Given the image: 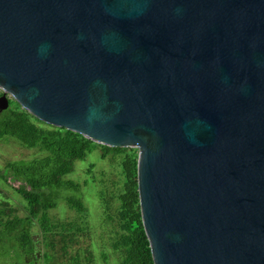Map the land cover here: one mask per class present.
Listing matches in <instances>:
<instances>
[{
  "label": "water",
  "instance_id": "95a60500",
  "mask_svg": "<svg viewBox=\"0 0 264 264\" xmlns=\"http://www.w3.org/2000/svg\"><path fill=\"white\" fill-rule=\"evenodd\" d=\"M0 89L138 149L154 264H264V0H0Z\"/></svg>",
  "mask_w": 264,
  "mask_h": 264
},
{
  "label": "trees",
  "instance_id": "16d2710c",
  "mask_svg": "<svg viewBox=\"0 0 264 264\" xmlns=\"http://www.w3.org/2000/svg\"><path fill=\"white\" fill-rule=\"evenodd\" d=\"M8 140L36 149L40 155L0 165V264H35V227L42 233L46 247L53 246L50 236L55 232L76 235L75 231L83 230L71 222L55 223L50 211L59 206L62 190L81 192V183L65 176L74 171L77 160L85 159L97 146L104 157L122 156L124 183L118 194L117 230L111 241L120 254V264H154L140 209L137 148L99 144L78 132L43 122L13 98L9 108L0 112V141ZM1 187L14 197H8ZM63 199L80 214L87 211L82 197L69 194ZM27 255L33 257L29 262ZM43 257L45 264H63L52 262L48 250ZM103 258L107 260L105 253ZM67 264H78L77 259Z\"/></svg>",
  "mask_w": 264,
  "mask_h": 264
},
{
  "label": "rangeland",
  "instance_id": "374dc122",
  "mask_svg": "<svg viewBox=\"0 0 264 264\" xmlns=\"http://www.w3.org/2000/svg\"><path fill=\"white\" fill-rule=\"evenodd\" d=\"M39 155L38 150L24 147L14 140L0 141V165L10 160H30ZM121 160V155L104 157L102 149L97 146L85 159L75 162L74 171L65 178L80 182L81 192L62 190L59 206L51 210L50 215L57 224L71 222L83 230L75 231L76 235L55 232L50 236L53 246L46 247L42 233L35 227V264H45L43 255L47 250L54 263L67 264L76 258L78 264H120V254L113 249L111 241L117 230L118 194L122 192L124 183ZM1 190L8 197H14L10 190ZM69 194L82 197L87 211L80 214L69 207L63 199ZM104 253L107 260L103 258ZM32 258L27 255L26 261Z\"/></svg>",
  "mask_w": 264,
  "mask_h": 264
}]
</instances>
